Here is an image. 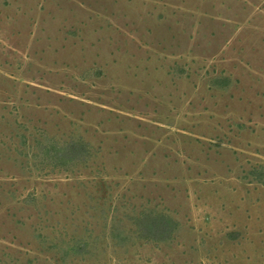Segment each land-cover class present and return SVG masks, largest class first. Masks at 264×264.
I'll return each mask as SVG.
<instances>
[{
    "label": "rangeland",
    "instance_id": "1",
    "mask_svg": "<svg viewBox=\"0 0 264 264\" xmlns=\"http://www.w3.org/2000/svg\"><path fill=\"white\" fill-rule=\"evenodd\" d=\"M0 264H264V0H0Z\"/></svg>",
    "mask_w": 264,
    "mask_h": 264
},
{
    "label": "trees",
    "instance_id": "2",
    "mask_svg": "<svg viewBox=\"0 0 264 264\" xmlns=\"http://www.w3.org/2000/svg\"><path fill=\"white\" fill-rule=\"evenodd\" d=\"M153 228L152 229L155 230L154 231L155 233H156V230L158 231L157 232L158 234H159V232L160 233H162V232L166 233V231L168 230V226L167 225H164V223H163V225H158V226H155Z\"/></svg>",
    "mask_w": 264,
    "mask_h": 264
}]
</instances>
